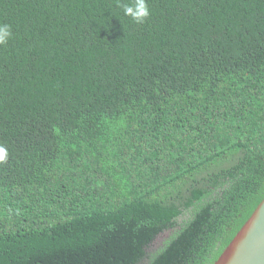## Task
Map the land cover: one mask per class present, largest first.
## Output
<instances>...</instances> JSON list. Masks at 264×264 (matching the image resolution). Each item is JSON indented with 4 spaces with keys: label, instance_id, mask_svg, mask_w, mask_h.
Masks as SVG:
<instances>
[{
    "label": "trees",
    "instance_id": "1",
    "mask_svg": "<svg viewBox=\"0 0 264 264\" xmlns=\"http://www.w3.org/2000/svg\"><path fill=\"white\" fill-rule=\"evenodd\" d=\"M124 2L0 0V264H213L264 197V0Z\"/></svg>",
    "mask_w": 264,
    "mask_h": 264
},
{
    "label": "water",
    "instance_id": "2",
    "mask_svg": "<svg viewBox=\"0 0 264 264\" xmlns=\"http://www.w3.org/2000/svg\"><path fill=\"white\" fill-rule=\"evenodd\" d=\"M213 264H264V197Z\"/></svg>",
    "mask_w": 264,
    "mask_h": 264
},
{
    "label": "clouds",
    "instance_id": "3",
    "mask_svg": "<svg viewBox=\"0 0 264 264\" xmlns=\"http://www.w3.org/2000/svg\"><path fill=\"white\" fill-rule=\"evenodd\" d=\"M123 12L137 24L144 23L151 15L147 0H126L121 4ZM11 26L0 24V45H6L12 38ZM9 159L8 147L0 143V165L5 164Z\"/></svg>",
    "mask_w": 264,
    "mask_h": 264
},
{
    "label": "rangeland",
    "instance_id": "4",
    "mask_svg": "<svg viewBox=\"0 0 264 264\" xmlns=\"http://www.w3.org/2000/svg\"><path fill=\"white\" fill-rule=\"evenodd\" d=\"M184 217H185V216H184ZM184 217L179 218V220L181 221ZM170 233H171V231H168V232H164V233H162L161 235H159V236L156 238V240L154 241V243L152 244V245H153L152 248L154 249V248H157L159 245H161L162 242H163L166 238H168V237L170 236Z\"/></svg>",
    "mask_w": 264,
    "mask_h": 264
}]
</instances>
